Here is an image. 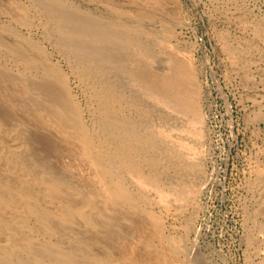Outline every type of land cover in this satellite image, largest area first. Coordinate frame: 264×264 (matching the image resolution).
<instances>
[{
  "label": "bare ground",
  "instance_id": "1",
  "mask_svg": "<svg viewBox=\"0 0 264 264\" xmlns=\"http://www.w3.org/2000/svg\"><path fill=\"white\" fill-rule=\"evenodd\" d=\"M40 1L48 17L40 35L54 50L21 36L17 46H7L17 66L0 62V104L6 109L0 110V264H162V249L144 237H160L161 223L142 218L134 188L152 189L169 202L156 164L173 167L185 151L194 168L202 113L190 59L163 42L156 53L150 31L135 21L114 22L60 0ZM151 13L139 11L143 18ZM55 58L69 61L85 82L88 106L76 100ZM63 155L76 160L68 171L61 169ZM147 166H155L154 175ZM122 211L134 220L133 240L119 229ZM111 227L118 229L120 254Z\"/></svg>",
  "mask_w": 264,
  "mask_h": 264
},
{
  "label": "rangeland",
  "instance_id": "2",
  "mask_svg": "<svg viewBox=\"0 0 264 264\" xmlns=\"http://www.w3.org/2000/svg\"><path fill=\"white\" fill-rule=\"evenodd\" d=\"M60 1L96 18L135 21L150 31L156 53L161 54L162 42L187 53L199 82L202 136L192 149L196 169L188 165L193 159L185 151L184 161L173 167L160 162L157 169L144 168L150 175L161 170L160 183L169 192V202L158 199L152 189L134 188L142 218L154 216L161 223V236L154 239L140 227L142 223L138 226L162 249V264H264V0ZM136 6L152 13L140 17L141 8ZM42 9L40 0H0V62L7 68L17 66L7 46H17L21 36L54 50L40 35L48 24ZM54 60L71 80L76 100L88 106L87 85L74 75V67L64 58ZM88 102L96 108L93 97ZM85 116L94 123L88 112ZM62 157V171L70 170L76 160ZM121 214L119 229L126 228L133 240L134 220L125 218L130 216L126 211ZM117 230L109 229L120 254Z\"/></svg>",
  "mask_w": 264,
  "mask_h": 264
}]
</instances>
